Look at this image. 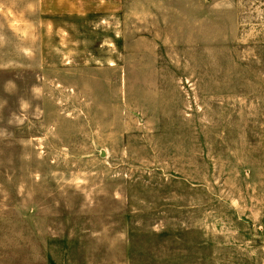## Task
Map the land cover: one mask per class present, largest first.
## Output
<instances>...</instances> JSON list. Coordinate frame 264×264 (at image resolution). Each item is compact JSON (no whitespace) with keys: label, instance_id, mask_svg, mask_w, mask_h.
<instances>
[{"label":"rangeland","instance_id":"1","mask_svg":"<svg viewBox=\"0 0 264 264\" xmlns=\"http://www.w3.org/2000/svg\"><path fill=\"white\" fill-rule=\"evenodd\" d=\"M0 264H264V0H0Z\"/></svg>","mask_w":264,"mask_h":264},{"label":"crops","instance_id":"2","mask_svg":"<svg viewBox=\"0 0 264 264\" xmlns=\"http://www.w3.org/2000/svg\"><path fill=\"white\" fill-rule=\"evenodd\" d=\"M42 7V6H41ZM57 11V9H55V12Z\"/></svg>","mask_w":264,"mask_h":264}]
</instances>
